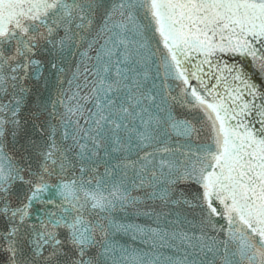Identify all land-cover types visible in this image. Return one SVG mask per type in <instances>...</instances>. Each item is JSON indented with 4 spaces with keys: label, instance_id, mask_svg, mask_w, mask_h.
<instances>
[{
    "label": "snow or ice",
    "instance_id": "1",
    "mask_svg": "<svg viewBox=\"0 0 264 264\" xmlns=\"http://www.w3.org/2000/svg\"><path fill=\"white\" fill-rule=\"evenodd\" d=\"M29 80L48 95L34 102L25 160L6 140ZM145 187L143 201L132 195ZM148 201L195 213L166 219L171 231L135 226L173 241L165 264H213L207 253L221 247L224 264H264V0H0L7 264H159L106 240L132 227L114 222L116 210Z\"/></svg>",
    "mask_w": 264,
    "mask_h": 264
},
{
    "label": "water",
    "instance_id": "2",
    "mask_svg": "<svg viewBox=\"0 0 264 264\" xmlns=\"http://www.w3.org/2000/svg\"><path fill=\"white\" fill-rule=\"evenodd\" d=\"M104 8L101 7L97 13H96V21L97 23L100 20V17L103 15ZM95 29V26H94ZM94 34V31H93ZM81 51L83 49H80ZM75 51V49H74ZM91 55H94V53H91ZM79 56L74 55L70 56L68 63L65 65L70 71L68 72V75H71V71L75 70V64L79 61ZM63 78V77H61ZM44 80H50L55 81V70L51 68H47L44 72ZM44 80L40 81H34L29 80L27 82V86L32 89V95L26 105L22 108L21 116H20V127L17 130V134L15 137L12 135V129L9 127L8 134H7V146L9 151H15L17 154V159H19L21 156L27 160L28 154L23 150L25 146L28 145V143L32 139H38V137L35 134V130L33 128L34 121L31 119V114L33 110L35 109V100L38 99L40 96L47 97L48 90L45 88ZM157 83H160L158 80ZM55 94L53 90V95ZM176 113L178 115H187V113L177 107ZM43 119V117H42ZM38 123V122H36ZM103 153H101L102 155ZM135 158V157H133ZM99 171L102 173L104 171L103 164L100 165ZM131 175V173H129ZM57 177H52V179L49 181V183L55 182ZM151 189L145 187V189H133L132 195L140 197L143 201L144 198V192L150 191ZM41 210H43L46 206L45 205H39L38 206ZM48 210L56 212L59 211V209L53 205L47 206ZM145 210H153L155 213L160 214L159 219L157 220L156 216H145L142 213ZM35 211V209H34ZM182 212L184 215H188L189 219H191V216L195 213H189L188 210L179 208L177 206H168L165 207L161 202L159 201H148L147 205H145L143 202L139 205V207H127L124 210H116L112 214V219L117 225L123 224V225H130L132 226L128 231H125L124 229H118V228H111L108 231V234L106 236L107 242L113 246L116 253L119 254L122 249H127L129 252H132L135 250L137 253H143L147 254V258L150 260H155V258L159 257V264H165V257L173 255L174 254V247L173 241L170 239H164L161 240L158 237H152L145 239L141 233H138L135 231V226H150L152 228H157L159 226L160 229H167L168 231H171L174 226L166 224L167 220H172L174 218L175 213ZM169 213H172V215H169ZM0 227H3V224L0 223ZM191 234V233H189ZM199 232L196 233L197 236H199ZM208 237L215 236L217 241L223 240L224 236L222 234H217L212 232L211 230L207 233ZM233 245H229V251L233 250ZM191 251V250H189ZM95 252V250H93ZM224 249L221 247L219 248V253L214 257L212 253H207L209 260L213 262V264H224ZM198 259H203V254H199ZM0 264H7V255L6 253H3L0 251ZM109 264L111 262L109 261Z\"/></svg>",
    "mask_w": 264,
    "mask_h": 264
}]
</instances>
